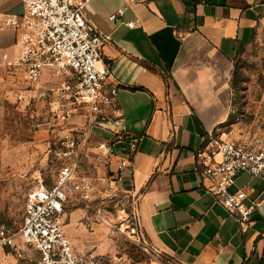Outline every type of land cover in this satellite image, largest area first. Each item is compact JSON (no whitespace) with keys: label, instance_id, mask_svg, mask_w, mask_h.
<instances>
[{"label":"crops","instance_id":"crops-1","mask_svg":"<svg viewBox=\"0 0 264 264\" xmlns=\"http://www.w3.org/2000/svg\"><path fill=\"white\" fill-rule=\"evenodd\" d=\"M87 19L108 38L101 50L116 85L122 140H103L116 161L136 145L118 181L134 196L140 230L150 246L176 264H264V182L240 173L234 190L258 206L241 232L235 218L206 191L195 160L204 139L231 113L223 63L264 25V0H85ZM124 8L113 22L110 15ZM24 14L22 0H0V60L15 52L8 16ZM139 21L135 28L128 22ZM85 113L69 125L83 126ZM94 134V133H93ZM119 147L120 156L116 155ZM76 220L64 226L75 240Z\"/></svg>","mask_w":264,"mask_h":264},{"label":"built area","instance_id":"built-area-1","mask_svg":"<svg viewBox=\"0 0 264 264\" xmlns=\"http://www.w3.org/2000/svg\"><path fill=\"white\" fill-rule=\"evenodd\" d=\"M85 3V0H22L24 14L8 16L5 21L16 32L15 52L3 54L0 65L22 73L28 92L21 93L18 99L41 100L51 127L64 130L58 149L60 167L51 185H40L28 193L18 232L0 224V253L14 250L24 264H97L96 257L79 252L64 231L70 185L77 174V164L68 156L80 151L84 138L93 134L95 128L109 132L116 140L124 139L126 130L116 106L118 87L108 83L110 64L102 62L101 50L108 38L87 19ZM123 12L124 8L111 14L110 20L117 21ZM138 25L137 20L127 23L129 28ZM80 113L86 114V124L68 128V120ZM101 148L113 153L108 144L103 143ZM135 148L131 142L127 155L119 160V178L130 167L129 158ZM195 160L205 190L215 196L217 203L235 218L240 231L245 232L258 204L244 190L233 188L240 173L264 182V134L241 142L209 135L196 149ZM91 188V182L83 179L79 190L84 199L89 197ZM20 246L29 249L32 255L28 257ZM152 250L155 251L150 245L144 247L148 254ZM157 264L176 263L167 259Z\"/></svg>","mask_w":264,"mask_h":264},{"label":"rangeland","instance_id":"rangeland-1","mask_svg":"<svg viewBox=\"0 0 264 264\" xmlns=\"http://www.w3.org/2000/svg\"><path fill=\"white\" fill-rule=\"evenodd\" d=\"M222 67L230 87L231 120L213 135L239 142L263 135L264 25L255 28ZM22 76L0 65V224L14 232L22 226L28 193L40 185L50 186L58 174L64 132L51 127L41 100L18 99L28 92ZM93 133L84 138L80 151L68 156L76 162L77 174L63 220L65 225L77 221L74 246L79 252L92 253L97 264H157L170 259L157 250L144 252L150 244L141 234L136 200L118 182L116 158L101 148V139L109 140L111 134L97 128ZM116 155H121L119 147ZM83 179L92 184L86 199L79 190ZM20 248L28 257L32 255L29 249ZM0 264L24 262L7 249L0 253Z\"/></svg>","mask_w":264,"mask_h":264},{"label":"trees","instance_id":"trees-1","mask_svg":"<svg viewBox=\"0 0 264 264\" xmlns=\"http://www.w3.org/2000/svg\"><path fill=\"white\" fill-rule=\"evenodd\" d=\"M231 120V117H229V120L228 121H230Z\"/></svg>","mask_w":264,"mask_h":264}]
</instances>
